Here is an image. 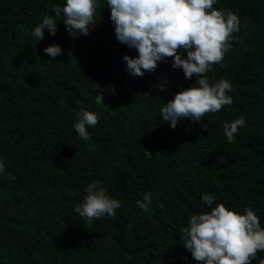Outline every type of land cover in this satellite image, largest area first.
Segmentation results:
<instances>
[{
	"label": "trees",
	"instance_id": "16d2710c",
	"mask_svg": "<svg viewBox=\"0 0 264 264\" xmlns=\"http://www.w3.org/2000/svg\"><path fill=\"white\" fill-rule=\"evenodd\" d=\"M65 2L0 0V264H197L181 229L210 211L205 193L241 215L250 207L264 228V0H217L240 30L208 76L231 83L233 103L175 129L161 109L197 77L185 79L171 58L129 75L122 58L137 52L117 41L106 0L89 30L95 44L71 37L62 18L36 42L34 27ZM50 45L61 54L47 56ZM81 109L100 117L87 141L73 128ZM241 117L229 143L223 125ZM97 180L122 206L90 222L73 209ZM145 193L148 211L136 204ZM262 260L264 251L251 264Z\"/></svg>",
	"mask_w": 264,
	"mask_h": 264
},
{
	"label": "clouds",
	"instance_id": "9594fccd",
	"mask_svg": "<svg viewBox=\"0 0 264 264\" xmlns=\"http://www.w3.org/2000/svg\"><path fill=\"white\" fill-rule=\"evenodd\" d=\"M217 0H106L110 9V21L114 34L121 44L135 49L136 57L125 55L126 71L133 77H143L153 72L159 62L172 59L173 69H182L185 79L197 77L196 85L174 94L161 109L163 121L175 129L179 121L185 119L199 123L209 113L219 112L224 106H231L233 99L227 93L232 91L228 80L210 83L208 73L213 65L221 64L225 54L231 50L233 33L240 30V19L231 10L214 8ZM97 0H66L63 7H55L54 15H46L32 30L35 41L44 39V29L50 36L57 32V19H63L66 31L73 38L88 35L93 25ZM58 45L45 47L49 57L61 54ZM186 53V56L181 55ZM103 95L95 98L102 104ZM100 117L91 111L81 109L76 114L73 125L82 140L91 139L87 131L95 127ZM245 125L243 117L223 125V133L229 143L235 142L238 129ZM145 157L152 154L144 150ZM5 173V164L0 160V175ZM17 177L8 174V180ZM97 180L86 187L83 203L73 211L88 221L98 220L104 215L115 218L121 201L106 194ZM202 201L210 211L193 214L187 227L181 229L183 247L191 253L197 264H251L258 252L264 251V228L250 207L241 215L216 203L214 194L205 193ZM137 206L148 211L151 193L143 194V202ZM215 204V207L212 205ZM163 208V205H158ZM264 264V261L261 262Z\"/></svg>",
	"mask_w": 264,
	"mask_h": 264
},
{
	"label": "water",
	"instance_id": "95a60500",
	"mask_svg": "<svg viewBox=\"0 0 264 264\" xmlns=\"http://www.w3.org/2000/svg\"><path fill=\"white\" fill-rule=\"evenodd\" d=\"M94 25H95V23H94L93 25H90V26H89V30H92L93 27H94ZM85 40H90V42H91L92 44H95V42H94V41H93L88 35L85 36Z\"/></svg>",
	"mask_w": 264,
	"mask_h": 264
},
{
	"label": "rangeland",
	"instance_id": "374dc122",
	"mask_svg": "<svg viewBox=\"0 0 264 264\" xmlns=\"http://www.w3.org/2000/svg\"><path fill=\"white\" fill-rule=\"evenodd\" d=\"M262 261H264V260H262ZM262 261H261V262H262ZM261 262H259L258 264H261Z\"/></svg>",
	"mask_w": 264,
	"mask_h": 264
}]
</instances>
